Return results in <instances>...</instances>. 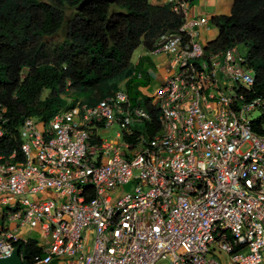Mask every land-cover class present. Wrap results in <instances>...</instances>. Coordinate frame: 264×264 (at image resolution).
Returning a JSON list of instances; mask_svg holds the SVG:
<instances>
[{"label": "built area", "instance_id": "1", "mask_svg": "<svg viewBox=\"0 0 264 264\" xmlns=\"http://www.w3.org/2000/svg\"><path fill=\"white\" fill-rule=\"evenodd\" d=\"M192 1L166 0L185 23L149 52L171 64L149 104L157 130L123 87L25 119L21 158L0 154V259L32 244V264H264V133L248 118L264 98L246 50L206 56ZM9 120L0 104V140ZM28 225L36 237L19 234Z\"/></svg>", "mask_w": 264, "mask_h": 264}, {"label": "trees", "instance_id": "2", "mask_svg": "<svg viewBox=\"0 0 264 264\" xmlns=\"http://www.w3.org/2000/svg\"><path fill=\"white\" fill-rule=\"evenodd\" d=\"M0 0V104L8 109L9 134L0 140V154L18 153L20 128L27 118L49 122L68 105L67 89L96 105L121 88L137 103L150 85L149 58L133 62L139 48L155 49L159 38L185 23L170 5L150 0ZM217 37L205 46L206 56L238 45L248 52L256 71L252 97L264 98V0H234L230 16H217ZM64 30L65 39L50 48L47 39ZM26 72V75L24 73ZM141 75V76H140ZM45 91L50 94L42 98ZM75 101H79L78 99ZM146 102L158 129V111ZM262 118L252 121L264 133ZM24 264L43 255L34 245H19Z\"/></svg>", "mask_w": 264, "mask_h": 264}, {"label": "crops", "instance_id": "3", "mask_svg": "<svg viewBox=\"0 0 264 264\" xmlns=\"http://www.w3.org/2000/svg\"><path fill=\"white\" fill-rule=\"evenodd\" d=\"M152 4L163 6L166 0H150ZM234 0H193L190 9V19L207 18L208 23L203 26H193V31L197 35V40L206 46L208 42L214 40L218 35V30L213 24V19L217 16H230L232 14ZM141 57L149 58L145 64V71L150 76V85L157 83V87L152 92L155 94L164 84L171 74V64L169 57L165 54L150 55L144 48ZM135 64L138 62L133 61ZM1 211V209H0Z\"/></svg>", "mask_w": 264, "mask_h": 264}, {"label": "rangeland", "instance_id": "4", "mask_svg": "<svg viewBox=\"0 0 264 264\" xmlns=\"http://www.w3.org/2000/svg\"><path fill=\"white\" fill-rule=\"evenodd\" d=\"M65 39V34H64V30L56 37L53 38H49L47 39V42L49 44V47L52 49L54 48L56 45L60 44L61 42H63V40ZM143 55V49L139 48L133 55V61L137 62L138 59ZM24 75H26V72L24 73ZM123 87V85L121 86ZM157 87V83H153L152 86H150L148 89L143 88L141 90V95L139 97L140 99V103L142 105H146V102H150V101H154L155 100V94H153L152 92L155 90V88ZM50 94L49 91H45L42 95V98H46L48 95ZM64 97L67 98V100H82L84 99V97L79 96L78 93L73 90V89H67L65 92ZM263 117V111L261 109H257L256 111L252 112L248 118L250 121H255L258 120L260 118ZM118 132H119V127L115 126L113 129L109 130L108 132L102 133L101 137L102 139L108 140V141H117L118 140ZM121 196V195H119ZM1 199V198H0ZM7 226H11L12 223L10 222H6ZM0 228H1V224H0ZM19 234L22 235L23 237H36L37 234L35 231H33V229L28 225L24 228H20L19 229ZM220 260L223 264H225L228 259L227 257L223 256L220 257ZM158 264H169V262L167 260H162L161 262H159Z\"/></svg>", "mask_w": 264, "mask_h": 264}, {"label": "water", "instance_id": "5", "mask_svg": "<svg viewBox=\"0 0 264 264\" xmlns=\"http://www.w3.org/2000/svg\"><path fill=\"white\" fill-rule=\"evenodd\" d=\"M94 1L95 0H84L81 7L87 6ZM0 264H24L20 257V248H16L10 257L0 259Z\"/></svg>", "mask_w": 264, "mask_h": 264}]
</instances>
